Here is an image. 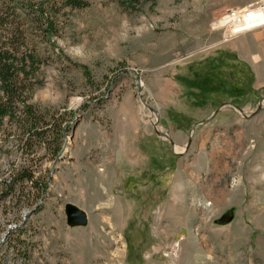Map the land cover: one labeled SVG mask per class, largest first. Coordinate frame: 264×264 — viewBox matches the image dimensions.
<instances>
[{
    "label": "rangeland",
    "instance_id": "rangeland-1",
    "mask_svg": "<svg viewBox=\"0 0 264 264\" xmlns=\"http://www.w3.org/2000/svg\"><path fill=\"white\" fill-rule=\"evenodd\" d=\"M41 1L59 33L28 25L43 58L32 101L66 134L52 158L0 127V182L24 164L47 181L38 209L0 203L14 229L0 264H264V26H215L257 0L0 5ZM67 204L88 224L70 226ZM18 233L23 253L7 244Z\"/></svg>",
    "mask_w": 264,
    "mask_h": 264
},
{
    "label": "trees",
    "instance_id": "trees-1",
    "mask_svg": "<svg viewBox=\"0 0 264 264\" xmlns=\"http://www.w3.org/2000/svg\"><path fill=\"white\" fill-rule=\"evenodd\" d=\"M60 1L64 8L70 9H82L89 4L88 0ZM130 2L138 3L139 0ZM54 5L49 1L31 2L23 8L0 5V127L7 133L16 134L18 146L26 154L45 148L52 158L63 149L66 128L48 110L32 101L35 89L41 84L43 58L30 36L28 25H38L42 38L49 44L55 43L53 35L59 32L52 11ZM6 119L8 123L4 127ZM39 180L32 164L14 168L10 176L0 182V203L7 208L8 202H20L25 195L24 205L38 209L47 188V181L41 183ZM28 182L36 187L35 192L27 189ZM0 230L11 234L14 229L0 225ZM13 242L18 245L17 251L23 253L26 240L21 239L20 233L15 239H9L8 247ZM22 253L20 255H24Z\"/></svg>",
    "mask_w": 264,
    "mask_h": 264
},
{
    "label": "bare ground",
    "instance_id": "bare-ground-1",
    "mask_svg": "<svg viewBox=\"0 0 264 264\" xmlns=\"http://www.w3.org/2000/svg\"><path fill=\"white\" fill-rule=\"evenodd\" d=\"M250 10L251 16H247V11ZM216 27L226 26L227 34L235 36L251 31L259 26H264V5L259 7L243 9L234 15H226L215 23Z\"/></svg>",
    "mask_w": 264,
    "mask_h": 264
},
{
    "label": "water",
    "instance_id": "water-1",
    "mask_svg": "<svg viewBox=\"0 0 264 264\" xmlns=\"http://www.w3.org/2000/svg\"><path fill=\"white\" fill-rule=\"evenodd\" d=\"M65 212L67 216V223L70 226H85L88 224L87 213L84 210L78 208L77 206L73 204H67L65 207ZM230 218V216H227L224 218L223 221H229Z\"/></svg>",
    "mask_w": 264,
    "mask_h": 264
},
{
    "label": "built area",
    "instance_id": "built-area-1",
    "mask_svg": "<svg viewBox=\"0 0 264 264\" xmlns=\"http://www.w3.org/2000/svg\"><path fill=\"white\" fill-rule=\"evenodd\" d=\"M260 5H264V0L254 1L253 3H250L249 5H247V6L243 7V8H240V9L239 8H233L226 15H228V16L229 15H234L235 13H238V12L242 11L244 8L245 9H249V8H252L253 9L255 7H259ZM246 11H247V16H251L252 15L251 12H250V10H246ZM259 27H261V26H259Z\"/></svg>",
    "mask_w": 264,
    "mask_h": 264
}]
</instances>
